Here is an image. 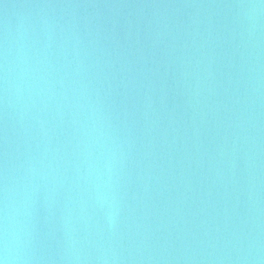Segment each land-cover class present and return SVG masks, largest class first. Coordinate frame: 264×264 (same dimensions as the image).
<instances>
[{
  "label": "water",
  "instance_id": "95a60500",
  "mask_svg": "<svg viewBox=\"0 0 264 264\" xmlns=\"http://www.w3.org/2000/svg\"><path fill=\"white\" fill-rule=\"evenodd\" d=\"M264 264V0H0V258Z\"/></svg>",
  "mask_w": 264,
  "mask_h": 264
},
{
  "label": "clouds",
  "instance_id": "9594fccd",
  "mask_svg": "<svg viewBox=\"0 0 264 264\" xmlns=\"http://www.w3.org/2000/svg\"><path fill=\"white\" fill-rule=\"evenodd\" d=\"M4 258H0V264H8V248L7 245H5V250H4Z\"/></svg>",
  "mask_w": 264,
  "mask_h": 264
}]
</instances>
